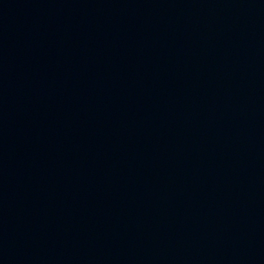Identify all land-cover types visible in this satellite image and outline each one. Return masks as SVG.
<instances>
[{"label":"water","instance_id":"1","mask_svg":"<svg viewBox=\"0 0 264 264\" xmlns=\"http://www.w3.org/2000/svg\"><path fill=\"white\" fill-rule=\"evenodd\" d=\"M264 157V0H0V264H187Z\"/></svg>","mask_w":264,"mask_h":264}]
</instances>
